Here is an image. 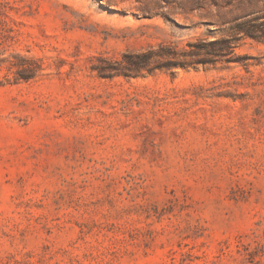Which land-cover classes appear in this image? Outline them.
I'll list each match as a JSON object with an SVG mask.
<instances>
[{
    "label": "rangeland",
    "instance_id": "obj_1",
    "mask_svg": "<svg viewBox=\"0 0 264 264\" xmlns=\"http://www.w3.org/2000/svg\"><path fill=\"white\" fill-rule=\"evenodd\" d=\"M0 264H264V0H0Z\"/></svg>",
    "mask_w": 264,
    "mask_h": 264
},
{
    "label": "trees",
    "instance_id": "obj_2",
    "mask_svg": "<svg viewBox=\"0 0 264 264\" xmlns=\"http://www.w3.org/2000/svg\"><path fill=\"white\" fill-rule=\"evenodd\" d=\"M249 35H252V36H254V37H259V36H257V34L255 33V32H247Z\"/></svg>",
    "mask_w": 264,
    "mask_h": 264
}]
</instances>
